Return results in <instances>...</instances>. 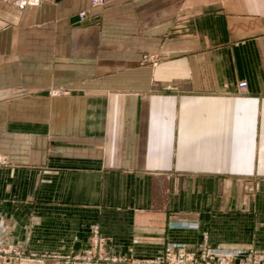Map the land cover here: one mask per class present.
I'll return each mask as SVG.
<instances>
[{
    "label": "crops",
    "instance_id": "1",
    "mask_svg": "<svg viewBox=\"0 0 264 264\" xmlns=\"http://www.w3.org/2000/svg\"><path fill=\"white\" fill-rule=\"evenodd\" d=\"M91 1L0 0V238L264 251V0Z\"/></svg>",
    "mask_w": 264,
    "mask_h": 264
},
{
    "label": "built area",
    "instance_id": "2",
    "mask_svg": "<svg viewBox=\"0 0 264 264\" xmlns=\"http://www.w3.org/2000/svg\"><path fill=\"white\" fill-rule=\"evenodd\" d=\"M107 0H92L91 6L93 8L101 7L106 4ZM88 17V12H81L79 14L80 21H85ZM247 89L246 82H241L238 85V93L245 94ZM55 93H61L60 90ZM95 244L99 247L98 251L87 253L88 256H96L102 254V240L98 239V231L95 229ZM5 248V247H4ZM3 247L0 252H4ZM9 254H16L20 257L23 264H35L34 259L37 257L33 253L25 252L22 249L10 247L7 250ZM32 257H26L27 254ZM28 254V255H29ZM29 255V256H30ZM107 257V264H264V251L256 250L252 247L247 248H233L223 249L218 246H213L205 241L201 246L194 250H187L184 247H168L165 253L154 260H134L124 256H110L105 253ZM44 262L52 258L49 254H41ZM61 261L62 258L55 257Z\"/></svg>",
    "mask_w": 264,
    "mask_h": 264
},
{
    "label": "rangeland",
    "instance_id": "3",
    "mask_svg": "<svg viewBox=\"0 0 264 264\" xmlns=\"http://www.w3.org/2000/svg\"><path fill=\"white\" fill-rule=\"evenodd\" d=\"M1 247H3V248L5 247L4 248L5 251L0 252V264H23L19 259L20 257H23V256H19L16 254L13 255V254L7 253L8 248H10L12 246L5 244L3 239L0 238V248ZM29 253L30 254L33 253L34 255L37 256L34 259L35 264H47V263L48 264H50V263H52V264H107L108 263L105 252H103L102 254H97L95 257L92 255L88 256V254H81V255H75V256H71V255H67V256L50 255V256H52V258L47 259L45 262H44V260L40 254H37L35 252H29ZM28 254L26 255V257H32L30 254H29L30 256ZM55 257H60L62 259H61V261H59L58 259H55Z\"/></svg>",
    "mask_w": 264,
    "mask_h": 264
},
{
    "label": "water",
    "instance_id": "4",
    "mask_svg": "<svg viewBox=\"0 0 264 264\" xmlns=\"http://www.w3.org/2000/svg\"><path fill=\"white\" fill-rule=\"evenodd\" d=\"M76 20H79L78 18H76Z\"/></svg>",
    "mask_w": 264,
    "mask_h": 264
}]
</instances>
